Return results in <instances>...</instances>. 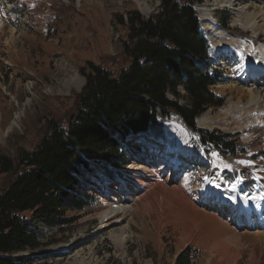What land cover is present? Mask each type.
I'll return each instance as SVG.
<instances>
[{
    "label": "rangeland",
    "instance_id": "374dc122",
    "mask_svg": "<svg viewBox=\"0 0 264 264\" xmlns=\"http://www.w3.org/2000/svg\"><path fill=\"white\" fill-rule=\"evenodd\" d=\"M221 2L203 0L195 6L209 58L222 74L214 91L225 98L222 108L208 109L196 125L236 134L237 155L202 148L177 122L162 124L153 141L132 139L125 146L118 159L122 167L102 163L111 177L92 160L78 192L93 197L87 207L66 212L68 221L59 230L36 225L46 245L19 257H36L34 264H175L182 251L191 249L193 264H264V227L251 226L264 220V108L242 112L250 97L240 81L247 64L264 67L258 50L264 32L253 35L244 28L247 0H235L227 9ZM139 3L148 10L143 12ZM158 6L159 0H0L1 155L15 153L12 134L31 150L46 134L49 118L69 119L84 85L79 70L85 62L114 76L126 68L122 42L127 29L116 20L132 11L147 18ZM259 6L263 13L257 26H264V0H251L246 12ZM202 17L250 49L226 48L228 40L211 30L206 36ZM248 78L247 86L263 94L264 78ZM210 117L216 118L213 124L200 122ZM193 156L207 162L183 170L184 159ZM173 157L175 165L169 167ZM170 170L172 177L164 180ZM11 180L0 175V192ZM244 202L256 204L260 214L248 218L253 224L245 227Z\"/></svg>",
    "mask_w": 264,
    "mask_h": 264
},
{
    "label": "trees",
    "instance_id": "16d2710c",
    "mask_svg": "<svg viewBox=\"0 0 264 264\" xmlns=\"http://www.w3.org/2000/svg\"><path fill=\"white\" fill-rule=\"evenodd\" d=\"M202 3L159 0L156 14L144 18L132 11L116 20L127 29L122 42L126 68L114 76L85 62L79 70L84 85L66 122L49 118L46 134L31 150L12 134L15 153L0 152V175L12 176L0 192V264H34L36 257L18 255L46 245L35 226L59 230L68 221L66 212L82 211L93 199L78 194L93 169L91 161L98 160L111 177L102 163L122 167L118 159L125 146L141 136L155 139L162 124L177 122L202 148L237 155L236 134L196 125L208 109L225 104L214 91L222 74L209 58L195 8ZM191 254L185 249L175 264H193Z\"/></svg>",
    "mask_w": 264,
    "mask_h": 264
},
{
    "label": "bare ground",
    "instance_id": "6f19581e",
    "mask_svg": "<svg viewBox=\"0 0 264 264\" xmlns=\"http://www.w3.org/2000/svg\"><path fill=\"white\" fill-rule=\"evenodd\" d=\"M247 1L248 2L244 5V11H243V14L244 15L242 14V16H241L242 17V23H243V26H244L245 29L251 31L253 33V35H258L259 32H264V26H257V18L259 16V14L263 13V7L259 6L258 8L255 9V11L253 13H247L246 10H248V7L250 5L251 0H247ZM234 2H235V0H222L221 5H222V7H224V9H227L229 7H232L233 4H234ZM139 6H140V9L142 11L143 10L144 11H147L148 10V8H146V6L143 5V7H142V5L140 3H139ZM201 19L203 20L202 26L205 29H207L204 32L206 34V36L208 35V30H211L215 34H217L218 36H220L219 40H222V39L223 40H228V41H226V43L224 42V44H227L226 45V48H230V46L234 48L236 45H238V48H242V49H240L241 52H243V51H245L247 49H250L249 48V45H247L246 47H244L247 44L244 40H241L239 38H235L233 36H230V35L226 34L225 32H223L220 28H214V27H217V26L215 24L209 22L205 17H202ZM258 50H259V53L261 54L262 58L264 59V45H261ZM249 76H252V77L253 76L254 77L257 76V78H264V67H257L253 63L247 64V70L243 74V78L240 79L241 82L246 83L247 93H248V95L250 97L249 101L247 102L246 105L243 106V109H242V112L245 113V114H247V115H249L252 112H254V110L256 109L254 107H256V106L261 105V107L264 108V93L262 94V92H256V91L254 92L253 90H251V88H249V86H247V83L249 84V82H251V78H248ZM241 103L242 102L240 101L239 104H241ZM252 107H253V110H250V108H252ZM218 118H219V116H218ZM215 119L212 118V117H210V119H208L209 121L207 123H206V121L204 122L202 120L200 122H203V124H210V123L213 124V120H215ZM164 149H165V147L163 148V151H164ZM158 156H161V153L158 154ZM174 159H175L174 157L168 159L169 162L167 163V165H169V167L170 166H173L174 167L175 160H176V159L175 160ZM196 161L199 164H203V165L207 162L203 158H197V157L195 158L194 156L193 157H188L187 159H184L183 170H189L191 168H194L193 163L196 162ZM160 168H161V172L160 173H163V170L166 169L165 164L164 165H161ZM153 172H154V170H153ZM172 175H173L172 174V170H170V172L168 173V175H166V178L164 180H168L170 177H172ZM209 194H214V193L209 192ZM220 203L221 202H218L217 205L215 204L216 208H220L219 205H218ZM242 204H243V208H244V211H245V218H246V221H247L243 225L245 227V226H249V225L253 224L252 222H250V220H247L248 218H250L251 216H253L255 214L256 215H260V214H259L258 209L255 206L256 204L255 205L254 204L252 205V204L247 203V202H244ZM231 205H233V204H231ZM238 214H239V211L238 210L232 209V215L238 216ZM251 226L252 227H256V228L264 227V220L262 219L261 221H259L256 226H253V225H251Z\"/></svg>",
    "mask_w": 264,
    "mask_h": 264
}]
</instances>
